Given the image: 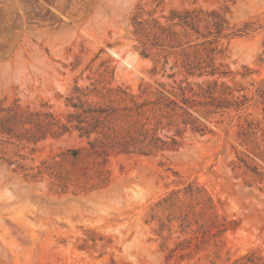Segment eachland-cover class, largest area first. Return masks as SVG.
<instances>
[{
    "label": "rangeland",
    "instance_id": "374dc122",
    "mask_svg": "<svg viewBox=\"0 0 264 264\" xmlns=\"http://www.w3.org/2000/svg\"><path fill=\"white\" fill-rule=\"evenodd\" d=\"M0 264H264V0H0Z\"/></svg>",
    "mask_w": 264,
    "mask_h": 264
},
{
    "label": "trees",
    "instance_id": "16d2710c",
    "mask_svg": "<svg viewBox=\"0 0 264 264\" xmlns=\"http://www.w3.org/2000/svg\"><path fill=\"white\" fill-rule=\"evenodd\" d=\"M201 14H203L202 12L201 13H198L197 11H186L184 14H178V13H175L174 16L172 17V20H176V19H179V22L178 23H173L174 26H177L180 25L184 31L186 33H189L188 31H192L194 32L195 34L198 35V39L200 37H203L205 39H207V41L205 42L206 45H208V49H207V52H211V54H214V52L216 51V48L213 47V45L219 43L220 39L223 38V35H224V32L226 30V20L219 14H216V13H213L212 16H213V20H212V26H210V22L211 21H208V19H204L205 21H207L208 25L206 26V33H202L201 30H200V23L203 21V18L201 17ZM198 46L200 47L201 45L198 44ZM189 48H191V46H188ZM210 47V49H209ZM186 51V50H185ZM198 53V51H196ZM187 65H186V68H187V71L190 73V74H194V71H192V69L195 68V66H193V62L190 61L189 58H187ZM200 63V62H199ZM213 74V73H212ZM202 75V74H201ZM163 98V97H161ZM164 99V98H163ZM170 102H167L165 99H164V103H156V105L160 106V108L162 109V106H165L166 108H171V106L174 107L175 106H178V103L175 102L174 100H169ZM145 105H149V104H145ZM144 106V105H143ZM143 106H136V110L139 111ZM179 107V106H178ZM181 109H184L183 107H180ZM219 108V107H218ZM223 108V107H221ZM111 109V108H110ZM110 109H106V108H100V109H96V110H93L92 111V114L91 116L93 117L92 120L95 122V123H90L88 127H83L81 128L80 130L83 131L84 135H86L88 138H90V136L92 134H103V130H101V125H102V121L103 119H107L111 116H113V111H111ZM130 112H133L134 109L131 108L129 109ZM186 112V111H185ZM187 113V112H186ZM142 114V111L140 110L138 112V115L141 116ZM113 119V118H112ZM197 122H199V120H197ZM249 126V129L248 131L244 132V136L245 137H251L254 132V124L251 123V124H248ZM115 127H113L114 129ZM111 130V129H110ZM203 131V130H202ZM156 142H155V145L154 147L159 149L160 147L161 148H164V147H167V148H175V146H177V142L175 139H172L173 142L172 144L168 145L167 146V143L160 140V139H155ZM99 139L96 138L94 140V142H89V144L91 145L92 147V150L94 151L95 154H100L101 155V151H100V146L98 145L99 143ZM151 141H154L151 140ZM157 142H162L163 144L160 145V147L157 145ZM141 143L144 144V141H141ZM132 143H129V142H125L121 145H124L126 146V148L131 145ZM131 146H134V145H131ZM148 146H151V144H149ZM106 148H104L102 151V153H106L107 151L105 150ZM125 150V149H124ZM129 152V151H127ZM79 153H76L75 156L78 157ZM248 164V163H247ZM253 171L256 172V174H259L261 173L259 171V169L261 167L255 165L254 167H252Z\"/></svg>",
    "mask_w": 264,
    "mask_h": 264
}]
</instances>
